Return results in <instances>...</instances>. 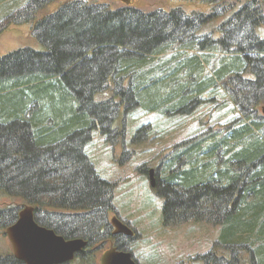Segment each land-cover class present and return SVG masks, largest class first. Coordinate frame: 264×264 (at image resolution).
Wrapping results in <instances>:
<instances>
[{
	"label": "trees",
	"instance_id": "trees-1",
	"mask_svg": "<svg viewBox=\"0 0 264 264\" xmlns=\"http://www.w3.org/2000/svg\"><path fill=\"white\" fill-rule=\"evenodd\" d=\"M53 1L26 0L21 7L22 0H0V34L31 25L41 48L0 57V192L21 200L19 207H0V230L12 225L20 207L32 205L39 225L92 245L113 209V188L84 153L91 131L115 144L124 136L113 127L119 113L141 107L189 115L199 96L222 80L240 116L175 144L167 160L174 164L155 177L156 194L164 198L162 221L219 224L227 240L258 247L257 264H264V117L254 108L264 103V36L256 31L264 24V0H245L235 11L238 0H196L213 10L218 5L223 17L232 12L217 36L201 33L214 13L187 14L180 7L112 9L74 0L37 19ZM171 50L177 52L165 57ZM198 259L228 263L212 249ZM0 264L23 263L2 254Z\"/></svg>",
	"mask_w": 264,
	"mask_h": 264
},
{
	"label": "rangeland",
	"instance_id": "rangeland-1",
	"mask_svg": "<svg viewBox=\"0 0 264 264\" xmlns=\"http://www.w3.org/2000/svg\"><path fill=\"white\" fill-rule=\"evenodd\" d=\"M70 1L74 0L51 2L44 10L37 13V19L51 14L59 5ZM79 1L103 3L112 9L130 6L143 11L157 8L168 11L171 8L180 7L187 14L193 11H199L206 16L214 13L215 15L202 26L201 33L215 32L216 36L219 33L217 32L219 24L232 13L225 12L224 18L218 5L213 10L211 5L196 0ZM244 1H236L234 11ZM21 3V7H23L26 0H22ZM29 28L31 25L28 24L5 28L0 34V57L17 50V48L41 49ZM256 31L264 36V24L259 25ZM172 52L176 53L177 51L171 50L165 54V57H170ZM190 54V51L184 53L187 56ZM213 62L212 67H217V60L214 59ZM209 68L206 71L207 74L210 72ZM199 97L202 99L201 104L189 115L168 117L157 112H148L141 107L126 114L121 112L117 115L113 127L118 131H124L123 139L118 134L114 141L115 144H110L103 141L98 130L94 129L91 131V139L84 146V153L90 164L93 165L96 174L112 185L113 211L118 215L120 213L136 231L137 237L132 240L129 249L138 264H205L198 257L201 254L204 255L210 248L217 256H222L228 261L227 264H231L233 259L235 264L259 263V256L255 253L258 247L255 249L248 246L249 248H247L245 243L227 240L226 235L223 236L224 232L221 231V226L211 223L207 219L205 221L204 219L190 218L182 223L164 226L162 221L164 198L156 194L154 185L153 188L149 185L148 174L144 172L145 168L140 167L142 164L146 169L153 168L154 174L157 177L160 174L159 178L161 179L166 171V166L174 164V161L169 163L166 159L173 155L175 144L194 139L198 133L210 128L221 130L240 116L224 87V83L222 84V80ZM263 107L264 103L262 102L254 107L261 116H263L261 110ZM142 125H148L149 128H143L138 135V140L133 141L132 137ZM123 151H127V153L123 155ZM120 161L123 163L122 165ZM11 205L19 207L21 200L0 192V207ZM22 208L20 207L18 210ZM111 215L113 213H109L108 218ZM4 231V228L0 230V255L12 254ZM217 240L219 244L215 243ZM108 244V242H96L87 246L88 254L84 258L75 257L72 261L73 264H99L98 257L108 248ZM239 245L241 251H239ZM263 246L264 242L259 249ZM243 248L250 250L251 255Z\"/></svg>",
	"mask_w": 264,
	"mask_h": 264
},
{
	"label": "water",
	"instance_id": "water-1",
	"mask_svg": "<svg viewBox=\"0 0 264 264\" xmlns=\"http://www.w3.org/2000/svg\"><path fill=\"white\" fill-rule=\"evenodd\" d=\"M261 110L264 115V107ZM149 185L151 187L154 185L152 174L149 177ZM33 213L32 205H24L17 212L16 220L4 231L12 255L17 260L23 264H61L70 262L75 254L84 250L87 243L85 239L77 237L65 239L51 228L35 222ZM115 226L130 235L131 232L125 225L117 223ZM99 259L100 264H136L129 252L114 249L104 252Z\"/></svg>",
	"mask_w": 264,
	"mask_h": 264
},
{
	"label": "flooded vegetation",
	"instance_id": "flooded-vegetation-1",
	"mask_svg": "<svg viewBox=\"0 0 264 264\" xmlns=\"http://www.w3.org/2000/svg\"><path fill=\"white\" fill-rule=\"evenodd\" d=\"M169 159V157L166 159V161ZM164 161V160H163ZM148 174V179L150 177V174H152V178L154 180V187L155 186V177L158 179L160 176V174L158 175V177L154 174V169H146L145 171ZM140 173V170H139ZM109 213H113V215H111L110 218H108ZM120 213L119 215L116 214L113 209L108 210L107 211V217H106V222H105V226L104 228L102 227V229L99 231V234L96 235V237L94 238V243L96 242H108V248L103 251L98 259L100 258V256L104 253L107 252L109 249H114L115 251H127L131 254V251L129 249V245L132 242L133 239H135L137 237L136 231L135 229L130 226V223H128V220L124 219L122 216L120 217ZM121 223L123 225L126 226V229L131 232L130 235L125 234L122 230H118L117 226H115V223ZM95 245V244H94ZM87 246L84 247V250L86 249ZM83 250V251H84ZM81 251V252H83ZM88 251V250H87ZM80 253V252H79ZM78 254V253H77ZM131 258H133L132 254H131ZM134 261L137 263L136 259L133 258ZM99 264H100V259H99Z\"/></svg>",
	"mask_w": 264,
	"mask_h": 264
},
{
	"label": "bare ground",
	"instance_id": "bare-ground-1",
	"mask_svg": "<svg viewBox=\"0 0 264 264\" xmlns=\"http://www.w3.org/2000/svg\"><path fill=\"white\" fill-rule=\"evenodd\" d=\"M6 229V228H5Z\"/></svg>",
	"mask_w": 264,
	"mask_h": 264
}]
</instances>
